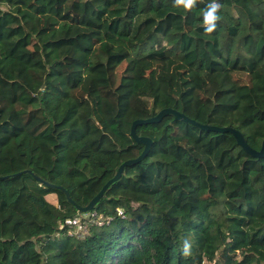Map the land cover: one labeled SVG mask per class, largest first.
Masks as SVG:
<instances>
[{"label":"trees","instance_id":"1","mask_svg":"<svg viewBox=\"0 0 264 264\" xmlns=\"http://www.w3.org/2000/svg\"><path fill=\"white\" fill-rule=\"evenodd\" d=\"M0 0V264H264V0ZM131 158V157H128ZM54 196L55 201L48 200ZM121 209L123 216L117 214ZM70 232H72L70 234ZM191 255L183 256V241Z\"/></svg>","mask_w":264,"mask_h":264},{"label":"water","instance_id":"2","mask_svg":"<svg viewBox=\"0 0 264 264\" xmlns=\"http://www.w3.org/2000/svg\"><path fill=\"white\" fill-rule=\"evenodd\" d=\"M166 115H171L173 117V120H181L183 122L190 123V124L200 128V129H203V130H209V131H214V132H229L234 137L236 143L247 154H249V155H251L253 157H256V158L264 157V137H263V139L261 141L260 148L259 149H254L246 142V140L243 137L242 133L239 130L233 128V127H230V126H216V125H211V124H203V123H200V122H198V121L186 116L184 113H182V112H180V111H178V110H176L174 108L165 107V108L160 109L155 115H152V116H149V117H146V118H136V119L132 120V122L130 124V136L132 137V139L136 143H139V144L143 145V149L141 150V152L137 156L131 157V158H127V159L123 160L121 162V164L118 166L115 174L111 178H109L101 186L99 191L84 206H80V205L76 204L71 199L68 191L66 189H64L62 186L48 183V182L42 180L40 177H38L36 174L31 172L30 170H22V171L18 172L17 174L29 173V174H31L33 176V178H35L36 180L40 181L41 183L62 190L65 193L68 202L73 204L79 213L88 212V211L92 210L94 205L100 200V198L102 197L103 193L108 188V186L111 183L115 182L120 177L124 166L130 165V164L132 165V164H136V163L140 162L146 156V154L148 153L149 148L151 146V139L148 136L138 135L135 132L136 126L137 125H141V124H149V123L159 122ZM4 177L5 176H0V179L4 178Z\"/></svg>","mask_w":264,"mask_h":264},{"label":"clouds","instance_id":"3","mask_svg":"<svg viewBox=\"0 0 264 264\" xmlns=\"http://www.w3.org/2000/svg\"><path fill=\"white\" fill-rule=\"evenodd\" d=\"M198 0H173L174 6L182 8L185 11H191L197 4ZM202 2V0H201ZM221 8L218 0H211L202 12V25L205 34H211L217 27V22L220 20L219 10ZM191 242L183 241L182 255L187 257L191 255Z\"/></svg>","mask_w":264,"mask_h":264},{"label":"built area","instance_id":"4","mask_svg":"<svg viewBox=\"0 0 264 264\" xmlns=\"http://www.w3.org/2000/svg\"><path fill=\"white\" fill-rule=\"evenodd\" d=\"M117 214L121 216L124 215L121 209H117ZM83 218H90V220L94 221L98 225H103L104 223L109 222L108 217H104L101 214H98L96 211L90 210L85 213H80L79 216L68 218L64 223L70 227H75L73 233H79L83 229ZM71 233L72 232H70V234Z\"/></svg>","mask_w":264,"mask_h":264},{"label":"rangeland","instance_id":"5","mask_svg":"<svg viewBox=\"0 0 264 264\" xmlns=\"http://www.w3.org/2000/svg\"><path fill=\"white\" fill-rule=\"evenodd\" d=\"M128 117L131 118V120L136 119L133 114H130ZM128 157H132L131 154L126 155V158H128ZM47 198L51 202H54L55 201L54 196H48Z\"/></svg>","mask_w":264,"mask_h":264}]
</instances>
